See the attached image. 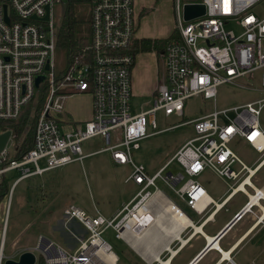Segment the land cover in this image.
Masks as SVG:
<instances>
[{
	"label": "built area",
	"instance_id": "built-area-1",
	"mask_svg": "<svg viewBox=\"0 0 264 264\" xmlns=\"http://www.w3.org/2000/svg\"><path fill=\"white\" fill-rule=\"evenodd\" d=\"M79 1L90 7V44L82 60L74 59L57 75L53 61L56 23L52 11L55 5L65 3L0 0V135L7 131L11 134L0 153V182L8 172L18 171L15 187L20 181L81 162L87 156L108 153L114 164L131 167L126 182L133 183L138 191L110 220L101 216L87 218L77 207H68L64 217L79 223L88 237L73 252L41 238L36 250L42 264H114L111 247L102 235L111 229L119 236L128 224L133 231H145L151 226L153 210H163L154 201L155 194L161 193L156 186L158 180L202 217V224L245 186L253 193L235 220L263 200L264 192L252 188L248 180L250 169L229 144L238 137L256 151L264 152V133L259 126L264 97L232 109L214 110L191 121L194 137L152 176L132 160V152L139 149L140 142L155 135L158 112L165 118L181 117L187 100L215 99L217 88L222 85L252 90L238 81L256 72L261 73L258 90L264 92V18L251 13L262 0H173L175 35L159 53L164 73L150 108L138 113L132 110L131 83L138 0ZM186 5H202L204 15L186 21L183 15ZM39 76L45 79L36 87ZM80 93L90 95L92 116L72 128L63 117L65 101ZM42 95L32 148L14 159L18 145L4 123L16 120L25 107L38 102ZM173 163L181 168L182 174H164ZM235 165L240 166L238 171L234 170ZM205 171L228 181L237 180L243 173H248V177L216 205L195 180ZM213 205V212L203 218Z\"/></svg>",
	"mask_w": 264,
	"mask_h": 264
},
{
	"label": "rangeland",
	"instance_id": "rangeland-1",
	"mask_svg": "<svg viewBox=\"0 0 264 264\" xmlns=\"http://www.w3.org/2000/svg\"><path fill=\"white\" fill-rule=\"evenodd\" d=\"M71 1L62 0V3H65L66 6L68 3H71ZM65 6L60 4L54 6L52 12L56 24L64 14ZM71 6L74 16L77 18L75 24L76 36L85 37L89 34L90 30V7L87 3L79 0L76 1V3L72 2ZM251 13L257 18L263 19L264 0L256 4L251 9ZM156 22L159 24H172L174 27L176 26L175 9L172 1L169 0L165 3L160 12L157 13ZM234 31L237 32L236 29H234ZM173 35H175V33H173ZM163 48L164 46L160 48V51H162ZM149 58L151 61L153 60L152 56ZM53 61L56 74L66 69V56L57 46L54 51ZM238 84L247 85L253 89L250 90L233 85H222L217 88L215 99L210 101H205L201 98L187 100L185 102L183 116L181 117L172 116L165 118L161 112H158L155 117L156 133L152 137L142 140L140 142V148L132 152L134 163L136 165H142L150 176L154 175L168 163L181 145L183 146L188 140L194 137L195 134L193 126L190 124L191 121L214 110L223 111L232 109L264 97V92L258 90L261 89L260 72H256L247 78L241 79L238 81ZM81 96L85 97L69 101V103L73 101L74 109L79 110L83 105L88 104V96L90 97V95L83 94ZM149 100L150 99L143 96L133 97V112H140L141 109L145 108L144 106ZM37 103L38 102L33 104L32 108L35 109ZM34 109H32V112ZM22 111H25V108ZM261 112L259 122L264 123V109ZM26 115L28 114L26 113ZM28 117H30V121H34L31 115ZM229 148L240 160L250 167L251 161L255 156L254 151L247 146L242 139L238 137L235 138L229 144ZM14 150L15 149H13L12 152ZM78 165L79 171L76 176V184L70 186L71 193H68V195L64 193V186L57 185V183L61 182L63 176L71 174V171L65 170V168L50 171L45 173L42 177L23 180L13 189V184L20 174L18 171H11L6 174V194L0 201V220H2V223H0V238L2 237L3 240V257L1 264H3L4 259H7L9 256H17L21 250L19 247L28 245L35 249L38 232L36 231L35 220H32V217H36L39 214L42 215L43 213L45 214V212L50 211V209L56 205L59 208L61 206L73 204L82 210L87 218H92L96 215L94 207L100 212V215H103L105 213L104 208L109 209L114 207L121 200L126 201L129 195L131 196L135 193V186L131 183H124V180L132 171L131 168L129 166H114L110 161L108 153H102L87 158L82 161V165L81 163H78ZM169 172L174 175L182 174L181 168L176 163H173L164 174ZM73 173L74 172H72V174ZM214 179V176L210 172H204L195 178L196 181L204 186L211 185ZM156 186L161 193L170 198L190 219L194 222L197 220L192 211L175 196L173 191L165 187L160 180L156 182ZM179 187L180 185L175 189L177 190ZM0 190H4V185L0 187ZM42 193L45 195L43 198L44 200H42ZM1 207L3 209L2 212ZM63 213H58L53 215L50 219H46V233L49 239L53 240L57 245L66 250H75L80 245V242L88 237V234L80 224L68 221ZM1 225H3V230ZM70 225L77 227L78 231L81 230L80 234L76 235L75 238L67 232ZM16 237L20 238V243L13 247L12 243ZM102 239L108 243L112 242V232L107 230L102 235ZM33 252L36 254L38 260L37 264H39V262L42 261V257L36 252V249ZM201 264H210V262L207 258Z\"/></svg>",
	"mask_w": 264,
	"mask_h": 264
},
{
	"label": "crops",
	"instance_id": "crops-1",
	"mask_svg": "<svg viewBox=\"0 0 264 264\" xmlns=\"http://www.w3.org/2000/svg\"><path fill=\"white\" fill-rule=\"evenodd\" d=\"M168 1L169 0H138V2L136 3L135 11L137 19L136 40L150 39L166 42L173 35V33H175L176 28L172 24L165 25L156 22L157 13L160 12L161 8ZM170 1H172L174 5V1ZM160 52L161 51L157 52L152 50L149 52L137 53L135 55L134 63L131 68L133 97L143 96L147 99H150L144 106V110L150 108L160 79L164 73V64L159 56ZM150 55L153 57L152 61L149 58L151 57ZM81 95L83 94L71 95L65 101L63 117L67 123L71 124L72 128L81 125L83 122L89 120L92 116L91 99L89 96L88 104L83 105L79 110L74 109L73 101L72 103H69L70 100L77 98L81 99L85 97ZM259 126L264 133V123L259 122ZM245 144L254 151L255 155L254 159H252L251 161L250 167L241 160L243 164L251 171V176L248 180L251 183L253 189L262 190L264 192V152H258L249 144ZM89 145L91 146L92 143H89ZM88 148L86 150H89ZM90 157L93 156H87L83 160ZM82 161L74 162L64 167L58 168H65V170L71 171L70 175L63 176L61 182L57 183V185L64 186V193L67 195L68 193H71L70 186L76 184V176L79 171L78 163H81L82 165ZM110 161L114 166H119L114 164L111 158ZM239 169V165L234 166V170L238 171ZM72 172L74 173L72 174ZM210 173L215 178L211 185L204 186L200 182H197L204 188L208 197L213 202H215L216 205H219L221 201L226 199L231 193V190L235 189L238 184H240L246 177H248V173H243L237 180L228 181L216 176L212 172ZM127 178L124 180V183L130 184L131 182H126ZM131 184L135 186L133 183ZM135 188V193L131 196L129 195L126 201L121 200L114 207H111L109 209L104 208L105 213L103 215H100V212L94 207L96 213L95 216H101L107 220L113 219L122 209V207L129 201H131V199H133L138 190L137 186H135ZM252 193V189L247 186H245L244 190H242V188L238 189L234 192L232 197H230L227 203L223 207L219 208L204 224H202V217L198 216L197 213H195L191 209L190 210L197 218L195 222L186 214H184V212L180 210V208L163 193H159V195L155 194L154 201L158 200L157 202H159V205H161L164 200L173 204L189 219L190 224L186 223L187 225L185 224L184 227L180 228L178 238H174L173 233L170 232L174 226L173 223L172 225L171 223L166 224V227L167 225L172 226H168V230L162 226L158 227L156 225H151L147 229H145V231L137 230L134 232L129 230H122L120 231L119 236H117L113 230L109 229L112 232L113 239L112 242L107 243L111 247L112 255L115 261L114 264H201L207 258L210 264H264V199L260 200V202L257 204H253L249 211L241 214L240 218L235 220L236 215L241 213L243 207L249 200V196H251ZM41 196L42 200H44L43 198L45 197V195L42 193ZM4 197L5 195L0 198V201ZM158 197L159 199H157ZM160 200H162V202ZM182 203L186 206L183 201ZM70 206L74 205L68 204L59 208L56 205L53 206L50 211L45 212V214H39L38 216L31 218L32 220H35L36 231L38 232L35 249L37 248L38 242L41 238L53 242V240L49 239L46 233L45 223H47V220L50 219L53 215L63 213ZM214 209L215 206L213 205L208 209L203 218L208 217ZM2 210L3 209L1 207V212ZM72 222L75 223L76 221ZM0 223H2V220H0ZM75 224L79 223L76 222ZM1 228L3 230V225H1ZM67 232H69L71 236H73V238L76 237V235L72 233L70 229H68ZM219 236L220 238L218 239V241L212 242L216 237ZM19 241L20 238L16 237L12 243V246H17L20 243ZM2 243L3 240L1 237V256L3 255ZM215 245L217 246V248L215 247ZM61 248L67 252H73L76 250H66L63 247ZM19 249H21L19 254L24 251L35 250L28 245L25 247H19ZM19 254L17 256H9L7 259L17 260ZM224 254H227L226 258L223 256ZM40 264H42V261L40 262Z\"/></svg>",
	"mask_w": 264,
	"mask_h": 264
},
{
	"label": "trees",
	"instance_id": "trees-1",
	"mask_svg": "<svg viewBox=\"0 0 264 264\" xmlns=\"http://www.w3.org/2000/svg\"><path fill=\"white\" fill-rule=\"evenodd\" d=\"M76 1L78 0L71 1V3L72 2L76 3ZM71 3H68L64 7L65 8L63 12L64 14L56 24V46L61 52L65 54L67 59V66L74 59H79V60L83 59L84 54L87 53L91 40V28L87 36L85 37L76 36L75 24L77 22V18L76 16H74ZM89 26H90V20H89ZM164 45H165V41L140 39L134 41L131 50L133 55H136L137 53H141V52H149L152 50L158 52L161 50L160 48ZM42 102H43V95L40 96V98L38 99V103L35 106V109L32 108L33 103H31L27 107H25V111H22L16 120L4 123V127L12 132L14 136V141L18 145L14 159L21 158L23 154H25L32 148L35 117L37 115L39 108L42 105ZM32 109H34L33 112ZM28 111L30 114L28 113ZM26 113L28 115H26ZM30 115L32 116L34 121L29 120L30 117L28 116ZM3 185H4V190L3 191L0 190V198L6 194L7 182L5 179H2L0 182V187L1 186L3 187ZM69 229L75 235H79L81 231V230L78 231L77 227H74L72 225L69 226Z\"/></svg>",
	"mask_w": 264,
	"mask_h": 264
},
{
	"label": "water",
	"instance_id": "water-1",
	"mask_svg": "<svg viewBox=\"0 0 264 264\" xmlns=\"http://www.w3.org/2000/svg\"><path fill=\"white\" fill-rule=\"evenodd\" d=\"M4 10H5V8H4ZM204 12H205V10H204V7L202 5H186V6H184V9H183V15H184V19L186 21L201 17L204 15ZM5 20H6V22H8L7 18H5ZM44 20L46 21L47 17H45ZM46 69H48V67H46ZM44 79H45L44 76L37 77L36 81H35L36 87L42 81H44ZM10 135L11 134L9 131L0 135V153L4 149ZM220 236L216 237L212 242L218 241ZM36 252H37V250H36ZM1 260H2V256L0 255V261ZM3 264H37V256L33 251H24L18 256L17 260L4 259Z\"/></svg>",
	"mask_w": 264,
	"mask_h": 264
},
{
	"label": "bare ground",
	"instance_id": "bare-ground-1",
	"mask_svg": "<svg viewBox=\"0 0 264 264\" xmlns=\"http://www.w3.org/2000/svg\"><path fill=\"white\" fill-rule=\"evenodd\" d=\"M157 199H159V197ZM160 201L162 202V200H160ZM161 206L163 207V210H161V209L158 210L157 208H155L153 210V222H152L151 225H154V226L156 225L158 227L162 226V227H165L167 229V227L170 226V225H167V227H166V224H168V223L170 224L171 223V225H172V223H173L174 226H173V228H172V230L170 232L173 233L174 238H178V234L180 232V228L184 227V225L186 223L190 224L189 219L183 213H181V211L179 209H177L173 204H171L169 202H166L165 200L163 201V203H161ZM170 227H172V226H170ZM125 229H126V231H128V230L129 231H133L132 228L129 226V224L126 226ZM161 231H162V229H161ZM215 247L217 248L216 245H215ZM223 256L226 258L227 254H224ZM111 259H113V257H111Z\"/></svg>",
	"mask_w": 264,
	"mask_h": 264
}]
</instances>
